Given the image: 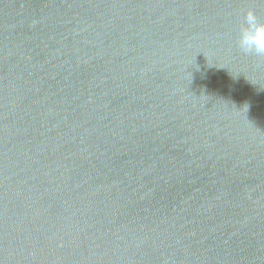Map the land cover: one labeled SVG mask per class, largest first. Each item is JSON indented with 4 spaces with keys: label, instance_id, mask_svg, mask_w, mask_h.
<instances>
[{
    "label": "water",
    "instance_id": "1",
    "mask_svg": "<svg viewBox=\"0 0 264 264\" xmlns=\"http://www.w3.org/2000/svg\"><path fill=\"white\" fill-rule=\"evenodd\" d=\"M264 0H0V264H264Z\"/></svg>",
    "mask_w": 264,
    "mask_h": 264
},
{
    "label": "clouds",
    "instance_id": "2",
    "mask_svg": "<svg viewBox=\"0 0 264 264\" xmlns=\"http://www.w3.org/2000/svg\"><path fill=\"white\" fill-rule=\"evenodd\" d=\"M236 45L244 54L264 57V20L252 9L238 21Z\"/></svg>",
    "mask_w": 264,
    "mask_h": 264
}]
</instances>
